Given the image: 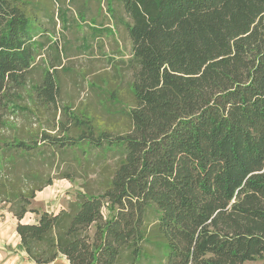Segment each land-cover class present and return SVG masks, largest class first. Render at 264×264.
<instances>
[{"label":"trees","instance_id":"1","mask_svg":"<svg viewBox=\"0 0 264 264\" xmlns=\"http://www.w3.org/2000/svg\"><path fill=\"white\" fill-rule=\"evenodd\" d=\"M26 4L0 0V202L26 258L134 264L147 242L159 264L264 263V0H109L130 41L128 129L114 135L72 116L57 122L61 136L39 134L44 150L6 124L39 55ZM60 61L33 86L46 105L56 104ZM74 149L119 155L102 192L79 193L56 213L30 208L52 184L29 182L39 179L31 161ZM27 212L35 222H21Z\"/></svg>","mask_w":264,"mask_h":264},{"label":"rangeland","instance_id":"2","mask_svg":"<svg viewBox=\"0 0 264 264\" xmlns=\"http://www.w3.org/2000/svg\"><path fill=\"white\" fill-rule=\"evenodd\" d=\"M24 1L40 31L36 38L40 44L39 55L25 85L11 97L13 105L6 112L7 126L19 128L29 144L37 139L39 150L45 149L38 141L39 134L48 132L61 136L62 132L55 127L57 122L64 125L72 116L90 117L98 131H109L114 135L126 131L129 125L126 112L133 104L128 70L130 41L123 26L115 22L109 0ZM57 56L61 61L60 67L53 70L58 83L56 104L46 105L36 98L33 86L41 81L43 72ZM69 134L76 136L77 133L70 130ZM117 156L100 149L92 150L91 155L74 149L61 156L58 151L53 161L46 160L44 155L33 159L29 167L33 172H39V179L29 182L37 184L49 177L52 184L45 187L43 195L46 197H39L42 198L40 201L32 200L29 207L39 212L44 209L55 212L62 207L67 209L79 193H101ZM64 174L69 179L61 178ZM43 199H47L45 203L41 202ZM8 206L0 202V208L5 211ZM102 212L105 217L109 216L107 206ZM34 218H37L36 214L27 212L26 221L32 222ZM155 218V210L148 209V226ZM142 246L146 259L143 257L140 263L134 264H159L162 261L161 251L153 243L143 242ZM56 263L63 264L64 259L58 258ZM115 264L129 263L123 255ZM247 264L264 263L258 260Z\"/></svg>","mask_w":264,"mask_h":264},{"label":"crops","instance_id":"3","mask_svg":"<svg viewBox=\"0 0 264 264\" xmlns=\"http://www.w3.org/2000/svg\"><path fill=\"white\" fill-rule=\"evenodd\" d=\"M44 191L45 188L36 192L33 201H40V199L46 197L43 195ZM46 200L47 199H43L41 202L45 203ZM62 209L64 208L62 207ZM42 211L49 212L47 209ZM56 212L58 211H55L54 213ZM26 217L27 213L24 215L21 222L33 223L36 220V218H34V221L28 222L25 220ZM16 223L17 220L8 210L5 211L3 208H0V264H34L26 258L25 252L19 247V237L15 232ZM62 259L64 258L62 257ZM63 264H68L65 259Z\"/></svg>","mask_w":264,"mask_h":264}]
</instances>
